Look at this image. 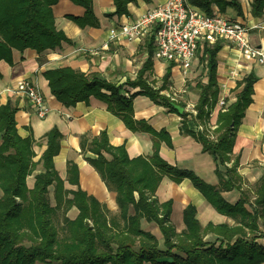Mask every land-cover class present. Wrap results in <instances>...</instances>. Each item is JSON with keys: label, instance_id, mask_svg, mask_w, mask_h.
Instances as JSON below:
<instances>
[{"label": "trees", "instance_id": "trees-1", "mask_svg": "<svg viewBox=\"0 0 264 264\" xmlns=\"http://www.w3.org/2000/svg\"><path fill=\"white\" fill-rule=\"evenodd\" d=\"M58 1L0 0V60L12 62L16 49L23 51L30 47L42 52L60 46L63 41H71L56 25L53 6ZM71 1L83 6L85 12L68 18L82 27L100 24L93 0ZM131 1L114 0L115 13L128 14ZM213 1L190 0L206 12L212 11ZM263 9L264 0H252L253 15L262 14ZM153 40L148 43L150 58L137 78L126 82L133 91L124 84L117 85L70 66L43 73L52 94L63 105L88 103L91 97H96L128 128L154 136L153 154L133 158L125 144L109 142L106 130L97 136L82 137V150L96 155L88 156V161L107 188L116 193L118 211L115 213L81 187L66 188L65 181L79 184V168L70 161L66 178L56 170L54 157L60 152L62 137L57 126L46 133V148L36 159L35 145L40 141L33 135L19 133L16 107L10 103L0 106V264H264V243L257 241L264 235L259 225V219L264 217V172L255 187L247 189L238 171V158L232 161L236 132L253 100L256 77L250 74L238 81L240 91L236 100L219 112L217 128L209 130L206 127L209 104L214 105L219 97L216 73L221 41L204 48L208 79L196 84L200 91L197 115L190 117L186 110L179 112L174 106L185 107V103L173 101L161 92L167 88L170 68L160 86H155L145 75L152 66ZM137 95L162 102L169 111L182 116V131L194 136L215 159L218 185L206 182L191 170L172 166L162 158L161 141L172 145L171 136L165 129L156 130L144 121L134 120L133 99ZM191 121L198 127L203 125L202 128H191ZM104 153L112 158L108 159ZM38 168L40 171L30 187L28 178ZM165 175L176 182L189 178L218 212L235 220L234 224L210 222L203 226L197 217L196 205L189 203L183 210L185 227L178 232L170 219L173 200L159 201L156 197ZM51 185H54L55 205L49 199ZM233 189L240 191L235 203L222 195L223 191ZM73 207L78 213L71 218L67 213ZM60 211L62 218L57 224L54 215ZM142 220L157 224L164 237L163 248L157 235L142 226ZM211 232L219 236L216 241L205 239Z\"/></svg>", "mask_w": 264, "mask_h": 264}, {"label": "crops", "instance_id": "crops-1", "mask_svg": "<svg viewBox=\"0 0 264 264\" xmlns=\"http://www.w3.org/2000/svg\"><path fill=\"white\" fill-rule=\"evenodd\" d=\"M164 1L133 0L128 3L129 13L119 15L115 13L114 0H93L94 13L100 24L82 27L68 18V15H83L85 8L71 0H59L53 6L56 25L71 41H63L60 46L42 52L30 47L23 51L16 49L13 51L12 62L0 60V106L10 103L12 107H16L15 118L19 133L22 136L33 135L36 140L40 141L35 145L36 159L46 148V133L57 126L62 137L60 152L54 157L56 170L62 178H66L70 161L75 162L79 168V184L65 181L66 188L76 190L81 187L105 203L111 211L114 210V213L118 211L116 193L107 188L98 171L88 161V156L96 155L89 150H82V137L97 136L101 131L106 130L109 142L113 145L125 144L129 156L133 158L153 154L154 136L146 131H134L128 128L119 116L107 109L104 101L96 97H91L88 103L80 101L70 107L63 105L52 94L43 73L48 69L70 66L86 74H96L117 85L124 84L126 88L133 91L134 88L126 82L135 80L144 63L150 58L148 43L153 38L152 36H140V38L130 40L121 35L112 37L111 29L118 31L125 25L135 23L142 14ZM233 1H236L239 7ZM212 11H219L232 20L245 24L250 28L251 43L264 50V9L262 14L253 15L252 0H215L212 2ZM217 42H211L208 39L201 40L192 68L186 71L180 64L160 58L153 40L152 66L145 75L155 86H160L163 83V76L170 68L167 88L161 92L169 96L171 100L174 95L176 100L173 101L185 103L184 110L189 113L186 104L193 102L196 107L199 99L200 91L196 84L207 82L208 79L204 48ZM221 45L217 53L216 73L219 95L225 96L228 103L235 101L240 91V87L237 86L238 81L250 74L256 77L253 100L248 105L242 123L236 132L232 150V161L236 158L239 160L238 171L244 178V187L254 188L264 172V63H260L256 58L244 56L236 46L229 42L221 41ZM157 64L159 70L156 71ZM23 79L31 80L43 91L49 106V112L45 117H39L28 101L15 92ZM133 105L134 120L144 121L156 130L165 129L171 136L172 145H168L164 140L160 144V155L168 164L191 170L206 182L218 185L215 159L208 151L203 150L202 143L194 136L182 131L180 114L169 111L162 102L154 101L146 95L134 97ZM209 109L210 114L206 127H209L210 122L217 123L218 114L222 111L216 103L212 106L210 103ZM196 115L189 113L190 117H196ZM189 126L197 129L203 125L200 124L198 127L191 121ZM104 154L108 159L112 158L109 153ZM39 171L40 168L29 176L28 185L30 187L33 186L34 176ZM49 189V194H52L55 201L54 185H51ZM222 195L228 201L235 203L240 197V191L237 189L223 191ZM156 197L159 201L173 200L171 222L176 202L180 205L182 221L184 208L187 204L193 203L197 207V217L203 226L210 222L214 224L223 222L234 224L235 222L233 218L218 212L189 178L176 182L165 175L159 184ZM77 213V208L73 207L67 215L74 218ZM145 222L148 223L142 220L143 227ZM172 223L178 232L185 227L184 222ZM259 225L264 232V217L259 219ZM157 237L163 248L164 237L162 236V240L160 236L157 235ZM218 238L219 236L213 232L205 237L206 240L212 242ZM257 241L264 243V235L258 237Z\"/></svg>", "mask_w": 264, "mask_h": 264}, {"label": "built area", "instance_id": "built-area-1", "mask_svg": "<svg viewBox=\"0 0 264 264\" xmlns=\"http://www.w3.org/2000/svg\"><path fill=\"white\" fill-rule=\"evenodd\" d=\"M249 31L250 28L245 24L219 11L206 12L189 0H165L142 14L135 23L125 25L118 31L111 29V35L125 36L130 40L153 36L160 58L180 64L189 71L197 56L200 41L205 39L229 42L244 56L264 63V50L251 43ZM15 92L28 101L39 117L43 118L49 112L43 91L31 80L23 79ZM172 99L176 100V97L173 95ZM228 104L226 97L219 95L216 105L222 111L227 109ZM186 108L190 114H197L193 102H188ZM217 126V123L210 122L207 128L213 131Z\"/></svg>", "mask_w": 264, "mask_h": 264}, {"label": "rangeland", "instance_id": "rangeland-1", "mask_svg": "<svg viewBox=\"0 0 264 264\" xmlns=\"http://www.w3.org/2000/svg\"><path fill=\"white\" fill-rule=\"evenodd\" d=\"M157 70H159L158 64L156 65V71ZM49 199H50L51 204H54L55 203L52 194H49ZM179 206H180L179 203L176 202L175 209H174V213H173V217H172V222H174V223H177V221L183 222L182 221V212L179 210ZM61 218H62V211H60L59 213H57V214L54 215V219L57 222V224L60 223ZM144 227H145V229H150V230L154 231L158 236H160V238L162 240V238H163L162 236L163 235L160 232L159 227L157 226L156 223H154V222H148V223L145 222L144 223ZM161 244H162V242H161ZM161 246H163V245H161Z\"/></svg>", "mask_w": 264, "mask_h": 264}, {"label": "water", "instance_id": "water-1", "mask_svg": "<svg viewBox=\"0 0 264 264\" xmlns=\"http://www.w3.org/2000/svg\"><path fill=\"white\" fill-rule=\"evenodd\" d=\"M174 106L179 110V112H183L184 111V107L183 106H181L179 104H175Z\"/></svg>", "mask_w": 264, "mask_h": 264}]
</instances>
